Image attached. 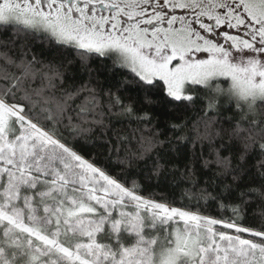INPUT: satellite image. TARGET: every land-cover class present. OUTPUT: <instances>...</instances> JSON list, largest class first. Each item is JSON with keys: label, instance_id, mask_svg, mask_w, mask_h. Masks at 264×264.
<instances>
[{"label": "snow or ice", "instance_id": "snow-or-ice-1", "mask_svg": "<svg viewBox=\"0 0 264 264\" xmlns=\"http://www.w3.org/2000/svg\"><path fill=\"white\" fill-rule=\"evenodd\" d=\"M0 264H264V0H0Z\"/></svg>", "mask_w": 264, "mask_h": 264}, {"label": "trees", "instance_id": "trees-1", "mask_svg": "<svg viewBox=\"0 0 264 264\" xmlns=\"http://www.w3.org/2000/svg\"><path fill=\"white\" fill-rule=\"evenodd\" d=\"M157 191H159V189H157Z\"/></svg>", "mask_w": 264, "mask_h": 264}]
</instances>
